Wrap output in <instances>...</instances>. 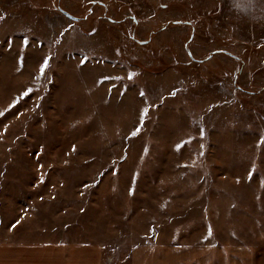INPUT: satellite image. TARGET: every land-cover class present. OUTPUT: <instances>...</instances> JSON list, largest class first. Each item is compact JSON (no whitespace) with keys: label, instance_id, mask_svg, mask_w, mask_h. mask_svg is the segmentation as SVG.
Returning a JSON list of instances; mask_svg holds the SVG:
<instances>
[{"label":"rangeland","instance_id":"rangeland-1","mask_svg":"<svg viewBox=\"0 0 264 264\" xmlns=\"http://www.w3.org/2000/svg\"><path fill=\"white\" fill-rule=\"evenodd\" d=\"M238 2L0 0V264H264V0Z\"/></svg>","mask_w":264,"mask_h":264},{"label":"snow or ice","instance_id":"snow-or-ice-1","mask_svg":"<svg viewBox=\"0 0 264 264\" xmlns=\"http://www.w3.org/2000/svg\"><path fill=\"white\" fill-rule=\"evenodd\" d=\"M92 2H95V0H92ZM233 6H234V7H240V3L238 2V0H233ZM247 6H254V0H247ZM2 18H3V17H0V19H2ZM69 27H71V25H69ZM92 31L95 32L96 29H92ZM61 35H63V33H61ZM25 42H27V41L25 40ZM87 59H88L87 56L83 57V59H81L80 63H81V64L85 63ZM48 66H49V57H48V56H45V57H43V59H42V63H41L40 66H39L38 76L36 77L37 80L39 79L40 76L45 75V69H46ZM132 75H133V74H131V73L129 74V78H130V79H131ZM108 79H111V77H109V76H101V77H100V80H98L97 82L99 83L100 81L108 80ZM117 79H119V77H117ZM32 91H33L32 88H27L24 92L20 93V96L17 97L16 99H14V100L12 101V103L8 105V107H9V108L13 107V105H15V104L18 102V100H19L20 98H23V97L27 96V95H28L29 93H31ZM178 91H179V89L173 88V89L169 92V95H171V96H175V95L177 94ZM139 94H140L141 97H145V98H146V93H145L144 91H140ZM150 106H151V107H155V104H152V105H150ZM210 110H211V106H210V108H209V111H210ZM148 111H149V108H148V107H144V108L141 109V111H140V123H141V124L143 123V121H144V117H145V115L148 113ZM0 115H3V113L0 112ZM139 130H140L139 127H137V128L135 129V131H133V132L130 133V135H136L137 132H139ZM200 135H201V136L204 135V130H203V129L200 130ZM258 143H264V135H262V136L260 137V140L258 141ZM177 147H179V145H178ZM251 176H252V172H249V178H251ZM133 192H134V189H133V188H129V194L131 195V194H133ZM16 224H19V221H16ZM16 224H13L12 227L14 228V227L16 226ZM149 231H152V230L150 229ZM208 235H211V228H209ZM204 238L206 239L207 237H204Z\"/></svg>","mask_w":264,"mask_h":264},{"label":"water","instance_id":"water-1","mask_svg":"<svg viewBox=\"0 0 264 264\" xmlns=\"http://www.w3.org/2000/svg\"><path fill=\"white\" fill-rule=\"evenodd\" d=\"M62 13L67 17V18H69V19H71V20H76V18H74L73 16H71V15H69L68 13H66V12H63L62 11Z\"/></svg>","mask_w":264,"mask_h":264}]
</instances>
